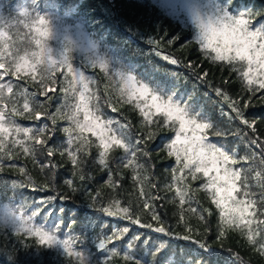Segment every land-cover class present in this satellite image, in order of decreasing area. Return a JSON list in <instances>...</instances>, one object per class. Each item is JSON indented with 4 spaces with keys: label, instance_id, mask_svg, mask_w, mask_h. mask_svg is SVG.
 Returning a JSON list of instances; mask_svg holds the SVG:
<instances>
[{
    "label": "trees",
    "instance_id": "trees-1",
    "mask_svg": "<svg viewBox=\"0 0 264 264\" xmlns=\"http://www.w3.org/2000/svg\"><path fill=\"white\" fill-rule=\"evenodd\" d=\"M164 4V0H0V18L8 34L7 50L11 51L13 56L23 55L25 51L31 53L39 50L36 45V39L39 37L34 29L39 26L37 16L40 15L48 18L52 24L53 35L47 43L56 58L64 52L62 41L65 36L72 35L77 40L92 36L97 42V46L92 49L95 60L103 61L109 66L107 72L99 67L93 68L91 67L93 61L77 53L71 62L76 72L69 74L67 68L56 71L54 84L51 81L42 82L39 72L36 73V80H33L32 74H25L23 70L13 75L14 69H10L5 80L0 81V83L13 84V95L6 100L8 104L5 110L6 117L14 119L23 127L38 128L47 125V131L42 139L54 151V155L48 157L42 146H36L35 158H33L32 155L25 154L19 145L13 144L14 139H24L23 137L14 135L7 137L3 152H0V155L4 156V166L0 168V212L10 200L23 199L28 206L26 215L30 214L31 209L37 210L33 223L38 224L41 217H44L45 211L52 205H65L64 211L60 213L63 219L59 221L61 229L58 235L61 238L71 239L76 250H84L94 260H103L107 255L95 245L120 227L129 226L130 231L123 238L114 240L108 248H116L121 254L125 251V242L132 245L136 254H140L145 252V245L151 248L154 243H158L157 237L161 234L153 233L150 229H140L136 225H131L130 221L120 220L118 217H107L98 211L92 212L94 228L83 231L81 218H78L76 213H72L69 218L68 208L82 207L87 203L81 195L85 189L92 191L93 194L97 191L100 193L97 197L98 203L116 198L121 200L122 206L131 203L134 211L138 206L142 208L144 199L159 196L161 199L151 201L150 207L142 212L141 222L150 221V213L155 208L175 232L190 235L193 239H202L207 236L208 240H212L220 223L219 210L212 203L210 195L202 190V185L207 180L203 173H196V178L193 180L188 170H185L183 178L174 182L173 169H175V175L179 176L180 168L176 165L175 156L168 154L167 148L170 143L168 138L175 136L173 125L166 123L163 114H153L150 117L151 123H148L135 107V100L129 103L124 102L126 98L118 96L109 79L115 74L137 76L139 80L162 90L164 95L170 94L169 90H171L179 102L188 103L194 111H198L213 124V128L207 133L212 142L233 149L238 158L249 156L250 159L246 163L242 161L241 164L233 167L245 168L244 174L248 176L250 191L254 194L253 198L257 200V208L264 210V203L260 202L261 189L258 182L253 179L256 171H264V164L261 163L264 157L261 156L260 149L248 143L255 137L264 141V99L260 98L264 96V90H258L255 94L247 90L240 76V73L247 68L246 63L213 61L209 57L214 56V53L210 50L208 52L201 50L200 44L195 39L198 33L197 25L186 16L187 5L181 14H176L168 10L169 4L166 3L165 6ZM203 4L210 9L213 4L222 6L223 0H203ZM179 8H182L181 5ZM237 8L244 9L245 0H230L229 10ZM247 10L262 13L254 17L253 28L264 22V0H248ZM24 12H28L29 15L21 17L20 15ZM153 40L156 41L155 44L151 42ZM164 55L173 56L179 63L170 64L163 59ZM11 59L5 54L6 68L9 67ZM189 64L191 67L186 66ZM3 71L0 69V72ZM204 72H207L208 76L203 80L198 79L197 75H202ZM80 73L91 81L90 90L99 97V100H93L92 103L99 104V114L102 118L115 119L120 124H130V128L125 130L128 141L134 148L148 152V156H145L143 151H137L133 165L128 168H117V158L124 156V152L119 148H113L110 151L109 166L112 168L113 180L119 183V186L114 189L107 187L108 172L98 163L99 149L91 133L85 131L82 134L90 143L79 153L76 169L73 168L67 155L59 154L68 146L63 129L69 127L70 123L66 118L56 116V113L58 110L62 114L65 113L68 105L76 102L71 91L66 94L64 89L69 87L68 82L72 81L73 75ZM225 81L228 83H224ZM43 84L54 89L48 96L42 94L45 90ZM213 86L221 87L233 99L239 97L238 104L245 111L249 122L255 121L257 129L255 133L239 120L228 119L229 115L234 117V113H231L216 96ZM253 87L258 88V84H254ZM25 88L28 89V99L32 106L35 107L37 103L43 104V108L40 109L43 115L39 121L31 113H23L24 97L20 93ZM76 88L77 91L80 90L79 84ZM33 92L37 95L31 96ZM109 98H111L110 104L106 103ZM246 101L249 103L244 109ZM13 102L17 112L23 114L11 115ZM113 107L117 111L113 112ZM49 114L55 116V124L48 119ZM113 127L118 125L113 124ZM216 130L226 135L216 136L214 134ZM149 132L155 133L152 140L146 139ZM138 138L145 139V144L136 145L135 141ZM32 143L25 140L27 146H31ZM73 147H79V144ZM86 152H90V155ZM6 154H10V158ZM51 164H55L56 167L54 169L50 166L43 169L41 167ZM137 165L140 167L137 168ZM21 167L25 168L24 173L19 171ZM80 169H83L84 181L79 179ZM28 177H31L36 186L47 185V188L44 191H40L39 187L32 190L31 185L17 187L15 190L11 188L13 181L27 185ZM68 178H71L73 186L80 188L81 191L73 193L66 183ZM153 184L156 185L155 188L152 187ZM185 185H190L191 190L186 198L188 202L181 208L175 188L178 186L183 189ZM141 188H143V196L140 193ZM197 189L201 190L197 191ZM47 197L55 199L41 207L40 199ZM61 197H67V199H61ZM190 207H196L197 213L201 209H208L211 215L204 212L205 220L201 221L198 214L189 211ZM181 212L184 216L183 222L179 219ZM53 215L55 213L45 218V226L51 221ZM254 219L261 220L264 216H261L258 211ZM152 223L156 226V222L152 221ZM185 224L192 228L191 233L185 231ZM206 227L210 228L209 233L205 232ZM252 227L264 228V225L254 224ZM224 232V237L212 244L219 253L214 258L218 264H229V261L234 258L224 249H231L232 253L241 257V262L237 264H264V256H261L247 241L246 229L242 226L238 228L236 225L224 226ZM133 233H138V236L129 239L133 237ZM262 237L264 233L255 239L259 242ZM164 239L172 244L190 245L189 241H177L171 237ZM163 254V252L160 253V255ZM160 255L157 256V260ZM180 259L179 251H177L176 255L170 258V264H176ZM190 259L195 264L196 257L192 256ZM0 264H76V258L74 255L63 256L56 249H48L45 245H41L35 236L24 233L15 235L13 228L0 225ZM111 264H125L122 255L112 257Z\"/></svg>",
    "mask_w": 264,
    "mask_h": 264
},
{
    "label": "snow or ice",
    "instance_id": "snow-or-ice-1",
    "mask_svg": "<svg viewBox=\"0 0 264 264\" xmlns=\"http://www.w3.org/2000/svg\"><path fill=\"white\" fill-rule=\"evenodd\" d=\"M247 2L245 0L244 9H232L229 10L230 0H223L222 6L213 4L210 11L202 13L200 10L193 9V19L197 25L198 33L195 37L196 41L200 44V48L204 52L209 50L214 53V56L209 57L211 60H226L228 63L233 61H242L246 63L247 68L240 73L241 78L245 82L247 90L255 94L258 90H264V22L253 28V19L257 15L262 13L252 12L247 10ZM28 12L22 13L21 17L28 16ZM38 25L34 31L39 37L36 39V45L38 51L28 53L25 51L23 55L13 56L11 51L7 50V37L8 34L4 30L2 18H0V81H4L8 76L9 70L14 69L13 75L20 73L22 70L25 74H32V79L36 80V73H40V80L51 81L53 84L54 74L56 71L67 68L69 74H74L76 70L73 68L71 61L68 59L66 53H62L59 58L53 55L52 49L47 43L52 38L53 28L50 20L43 16H37ZM153 44L156 41H151ZM234 53V55H233ZM11 57L9 67H5L4 56ZM159 55V53H157ZM163 59L170 64H178L179 61L171 55H164ZM191 67V65H186ZM93 68L99 67L105 72L109 71V66L103 61H97L92 63ZM195 71V69H194ZM208 76L207 72L202 75L198 74L197 78L203 80ZM110 82L113 84L114 91L120 98H126L124 102L129 103L133 100L136 101L135 107H137L140 113L145 117L148 123H151L150 117L153 114H163L166 118V123L173 125L175 130L174 138L169 137L170 143H168V154L175 156L176 165L180 168V175H175L174 182H178L183 178L185 170H188L193 180L196 178V173H203V176L207 178L206 182L202 185V190L206 191L210 197L212 203L219 210V225L212 240H208L207 236L202 239H193L190 235H181L175 232L171 225L167 224V221L162 219L161 215L153 208L150 213V221L141 222L140 216L144 210H147L151 201L159 200L161 197L152 196L143 200V206H139L134 211L131 203L122 206V202L116 198H110L104 203H98L97 197L100 193L97 191L93 194L92 191L85 189L82 192V199H86L82 207L68 208L69 218L72 213H76L78 218L82 220V230L88 231L94 228L92 212L98 211L105 214L107 217H118L120 220L130 221L131 225H136L140 229H150L153 233L161 234L157 237L158 243H154L151 248L145 247V252L136 254L132 249V245L125 242V251L121 252L116 248H108L109 244H112L114 240L123 238L129 231V226L120 227L118 230L112 232L105 239L99 240L95 245L101 252H106L103 260H94L91 255L86 254L84 250H76L73 242L69 238H61L58 233L61 229V221L63 217L60 215L65 209V205L54 204L51 208H48L44 213V217H41L40 222L33 223V218L37 215L36 209H31L30 214L26 215L27 205L23 199L20 201L10 200L7 205H4L2 212H0V225L10 226L14 229L15 235L24 233L29 236H35L38 238L41 245H45L48 249H56L61 255L76 258V264H111L112 257L122 255V259L125 264H170V258L175 256L179 251L181 259L176 264H194L190 257L195 256V264H218L214 259L219 253L217 249L212 247V244L219 242L224 237V226L231 227L236 225L241 226L247 230V241L250 245L255 247V250L264 256V237L258 242L255 237L261 236L264 233V228L257 227L254 229L252 226L264 225V219H254L259 211L261 216H264V210L257 208V200L253 198L254 194L251 193L248 176L245 175L244 167H233L237 164H241L243 161L246 163L250 157L244 156L238 158L233 149L226 148L225 145L212 142L208 136V131L213 128V124L206 118L200 115L198 111H194L188 103H181L175 98L174 93L164 95L162 90H158L156 87L150 86L149 83L139 80L137 76L132 74H115L114 77H109ZM207 82V81H205ZM91 81L80 73L73 75L72 81H69V87L64 91L67 94L71 91L76 102L68 105V110L65 113H60L58 110L56 116L60 118H66L70 126L65 127L63 131L66 134L67 147L60 151V155H67L74 169L78 166L79 153L87 148L90 143L82 134L87 131L95 137L99 149L98 163L102 168L108 172L107 187L115 188L119 186L118 181L113 180L112 168L109 166L108 156L113 148L122 149L124 156L117 158L116 167L128 168L134 164L136 159V152L143 151L145 156H148V152L144 149L134 148L128 141L126 131L130 128V124H120L115 119H103L99 114V104L93 105V100H99V97L92 93L90 90ZM224 83H228L225 81ZM79 84L80 90L77 91L76 85ZM254 84H258V88L253 87ZM44 87L43 95L48 96L49 92L54 89L49 88L47 84L42 85ZM213 91L218 96L222 103L225 104L231 113H234V117L229 115L228 119L239 120L241 124L246 125L253 133L257 131L255 121L249 122L246 117L245 111L239 106L238 99H233L227 91L221 87L213 86ZM13 95V84L0 83V152H3L4 141L9 136L23 137L24 139H14L13 144L19 145L25 154H30L35 158L36 146H42L48 157L54 155V151L51 147L47 146L46 141L42 139L47 131V125L43 127H23L16 123L14 119L6 117L5 110L8 107L6 100ZM24 97L22 109L23 113H31L34 118L39 121L42 118L43 104L37 103L36 106H32L28 99V89L25 88L21 93ZM31 96L37 95L33 92ZM67 98V97H66ZM264 99V96L260 97ZM142 102V103H141ZM106 103H111L109 98ZM248 101L244 104V109L248 107ZM154 110V113H153ZM115 112L117 109L112 108ZM13 102V108L11 115L18 114ZM82 115V119H81ZM48 119L55 124V116L49 114ZM113 124L118 127H113ZM77 133V134H74ZM216 136L226 135L219 130L214 133ZM155 133H147L146 139L152 140ZM25 140L32 141L31 146L25 144ZM248 143L255 145L260 149V154L264 157V141L259 137L251 138ZM79 144V147H73ZM136 145L145 144V139L138 138L135 141ZM90 155V152H86ZM9 155L10 154H6ZM254 155V154H253ZM264 164V159L261 160ZM4 166V156L0 155V168ZM55 168V164L42 165L43 167ZM140 165H137L139 168ZM21 173L25 172V168L19 169ZM79 179L85 180L83 169H80ZM75 175V172H73ZM135 178V177H134ZM147 179V177H145ZM253 179L258 182V186L261 189V203H264V171H256ZM67 185L73 193L81 191L80 188L73 186V180L68 178L66 180ZM32 186V190L37 187L35 182L28 177V184L13 181L11 188L15 190L17 187H29ZM156 187L155 184L152 185ZM47 185L39 187L40 191H44ZM191 190L190 185H185L183 189L176 187L175 191L179 198L180 207L188 202V193ZM201 189H197L199 191ZM141 196L144 195L143 188L140 189ZM22 195V194H21ZM242 197V198H241ZM55 199L54 197H47L40 199L41 207L44 204ZM61 199H67V197H61ZM189 211L194 214H198L201 221L205 220L204 212H208L211 215L210 210L201 209L197 213L196 207H190ZM51 213H55L51 217V221L45 226V218ZM180 221L183 222L184 216L181 212ZM152 221L156 222V226ZM185 231L191 233L192 228L185 224ZM210 228H205V232L209 233ZM197 235L199 232L197 231ZM138 236V233H133L134 239ZM171 237L177 241H189L190 245H195L192 248L190 245H178L172 244L166 241L164 238ZM223 247V245H221ZM232 254L234 257L229 264H237L241 262V257L238 254L232 253L231 249H224ZM163 252V255L160 253ZM160 255L159 260L157 256Z\"/></svg>",
    "mask_w": 264,
    "mask_h": 264
},
{
    "label": "clouds",
    "instance_id": "clouds-1",
    "mask_svg": "<svg viewBox=\"0 0 264 264\" xmlns=\"http://www.w3.org/2000/svg\"><path fill=\"white\" fill-rule=\"evenodd\" d=\"M64 53H66L68 59L72 62L75 59L77 53L81 54L85 59L97 62L95 60V54L92 51L97 46V42L92 36H85L81 40H77L72 35H67L63 38Z\"/></svg>",
    "mask_w": 264,
    "mask_h": 264
},
{
    "label": "rangeland",
    "instance_id": "rangeland-1",
    "mask_svg": "<svg viewBox=\"0 0 264 264\" xmlns=\"http://www.w3.org/2000/svg\"><path fill=\"white\" fill-rule=\"evenodd\" d=\"M185 1H186V4H185ZM164 3L169 4L170 7L168 8V10L176 14H181V12H183L182 10L186 9V5H187V15L186 16L192 19V22L194 23L195 21L193 19V14H192L193 9L200 10L202 13H206L210 11L209 8L204 6L203 0H164ZM179 5H181L182 7L181 9L179 8ZM80 36L82 35L80 34Z\"/></svg>",
    "mask_w": 264,
    "mask_h": 264
}]
</instances>
